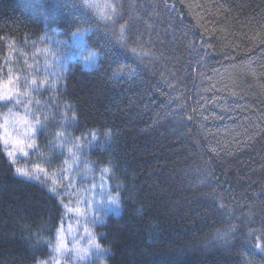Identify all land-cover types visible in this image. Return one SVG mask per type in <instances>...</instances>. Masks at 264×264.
<instances>
[{"label": "trees", "instance_id": "16d2710c", "mask_svg": "<svg viewBox=\"0 0 264 264\" xmlns=\"http://www.w3.org/2000/svg\"><path fill=\"white\" fill-rule=\"evenodd\" d=\"M80 32L98 63L68 59L45 91L40 176L10 155L0 100V264L55 255L74 210L48 166L64 132L94 136L117 196L87 264H264V0H0V83L18 52Z\"/></svg>", "mask_w": 264, "mask_h": 264}, {"label": "rangeland", "instance_id": "374dc122", "mask_svg": "<svg viewBox=\"0 0 264 264\" xmlns=\"http://www.w3.org/2000/svg\"><path fill=\"white\" fill-rule=\"evenodd\" d=\"M90 52L93 51L87 49L85 34L80 32L65 45L59 42L45 47L31 45L18 52L14 62L9 63L0 83L12 97L1 100L8 105V114L1 124L3 138L10 155L24 161V169L32 176L43 173L40 168L43 153H36L39 142L36 133L42 128L39 120L42 117L55 120L56 117L51 98L45 96V91L57 88L68 59H80L88 68L96 66L97 55L94 63L85 60ZM93 140V135L87 140H77L64 132L50 141L52 146L47 157L51 161L48 166L52 167L50 179L54 178L61 190L72 196L74 210L63 223L54 257L39 264H87L92 253L97 252L99 258L104 255L100 246L95 247L98 244L91 223L101 219L107 206L116 205L117 196L108 198L107 170L96 168L86 158L85 151Z\"/></svg>", "mask_w": 264, "mask_h": 264}, {"label": "snow or ice", "instance_id": "6c2138e0", "mask_svg": "<svg viewBox=\"0 0 264 264\" xmlns=\"http://www.w3.org/2000/svg\"><path fill=\"white\" fill-rule=\"evenodd\" d=\"M85 60L88 61L89 63H94L96 60V53L90 52L88 56L85 57ZM9 83H11V79L9 80ZM10 99H12V97L7 94V90H4L3 85H0V100H10ZM95 247L99 249V245H95Z\"/></svg>", "mask_w": 264, "mask_h": 264}]
</instances>
